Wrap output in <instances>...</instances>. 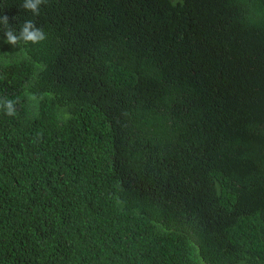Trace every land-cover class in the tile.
I'll return each mask as SVG.
<instances>
[{
	"label": "trees",
	"instance_id": "1",
	"mask_svg": "<svg viewBox=\"0 0 264 264\" xmlns=\"http://www.w3.org/2000/svg\"><path fill=\"white\" fill-rule=\"evenodd\" d=\"M23 3L47 38L0 25V264H264V0Z\"/></svg>",
	"mask_w": 264,
	"mask_h": 264
},
{
	"label": "clouds",
	"instance_id": "2",
	"mask_svg": "<svg viewBox=\"0 0 264 264\" xmlns=\"http://www.w3.org/2000/svg\"><path fill=\"white\" fill-rule=\"evenodd\" d=\"M44 3V0H24L22 5L23 9L31 11L34 15L39 14L40 6ZM0 25L5 26L4 35L6 36V42L17 46L21 42L33 45L43 42L47 35L43 29L37 27L32 20L24 21L22 27L20 28L18 34L17 32L9 26V18L7 15L0 16ZM30 99L35 100L36 97L32 96ZM0 109L8 116L16 115V102L11 99H0Z\"/></svg>",
	"mask_w": 264,
	"mask_h": 264
}]
</instances>
